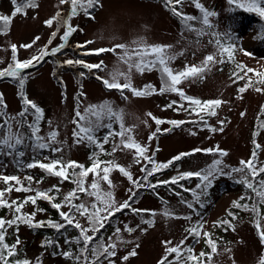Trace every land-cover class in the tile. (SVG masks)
<instances>
[{"label":"rangeland","instance_id":"rangeland-1","mask_svg":"<svg viewBox=\"0 0 264 264\" xmlns=\"http://www.w3.org/2000/svg\"><path fill=\"white\" fill-rule=\"evenodd\" d=\"M198 2L203 6L204 12L215 13L209 18L213 24V29L210 31L220 33L223 40L227 39L225 33L231 34V41L236 46V61L258 70L264 69V40L259 42V39H256L258 28L264 22L254 25L253 22L246 23L239 20L234 12L236 5L229 4L228 0H198ZM23 3L24 0H17V4ZM34 3L35 7L26 8L23 13L17 14L11 19L5 32L0 33V70L6 69L13 63L12 45L16 46V58L25 61L38 56L41 49L46 48L50 52L52 48L65 43L61 40L65 30L62 20L67 19L70 13V3H61V0H34ZM98 3L100 7L96 10ZM98 3L96 7L88 9L87 15L83 10H78V14L71 18L69 23L76 31L59 53L55 56H46L38 62L34 61V66L29 69L40 66L33 70H24L22 73L27 77L24 95L44 112L39 135L45 137L47 141L50 131L58 132L56 141L47 149H35L32 147L33 141L25 138L23 146L18 147L19 151L25 153L22 156L25 164L26 161L39 157L40 159L37 160L42 163L59 159L65 163L74 161L91 167L94 159H98L104 162L113 161L119 166L113 167L109 173L111 184L99 179V176L93 173H89L85 179L86 188L94 179H99L100 192H111L113 200L117 203L128 200L129 189H132L138 195L130 201L132 207L147 210L137 214L126 209L121 213L117 224L107 226L104 241L107 243L111 238L112 242L117 243V255L112 258L115 264H159L166 254L164 242L171 241L172 245H176L182 240L184 241L182 250L191 247L192 254L198 258L199 264H261L264 260V243H261L256 228V216L250 210L253 200L258 198H255L249 189H244L239 184H231L236 182L235 178L239 180L242 174L233 173L232 177L221 176L214 180L207 194L201 196L204 206L194 204L196 212L189 209L186 203H182V201H193L192 192L184 189H195L199 182L196 177L181 180L175 185L160 184L155 189L149 184L156 185L160 181H170L184 172L201 171L211 165L214 159H222L227 172L232 168L240 167L241 160L248 161L254 150L257 153L256 164L258 167L262 166L264 127L257 125L259 133L256 139L254 134L257 130L256 121L264 104V85L252 80L249 83L246 79L237 81L227 58L224 63H210L202 75L183 80L178 87L182 88L185 95L196 99H220L224 102L217 109L216 116H205L208 126L199 122V118L191 113L188 101L181 100L176 93H160L163 84L158 68L145 70L142 73L133 68L130 73L133 88L143 90L145 85H151L155 91L150 95L136 97L131 91L125 90L124 95L127 98L124 99L120 92L107 89L103 84L104 79H111L112 72H129L128 65L118 59L122 50L117 49L116 53L107 52L99 55L92 54V50L111 49L118 44H125L130 49H134L138 46L134 42L148 46H171L169 53L174 54L176 58L169 66L175 72H179L184 70L185 65H201L207 55L217 52V48L212 35L197 37L194 31L181 28L177 18L166 8L165 0H98ZM14 7L12 0H0V16H11ZM177 10H181L185 15L196 16L198 20L204 15V12L195 7L193 0H184L182 5L177 6ZM57 13H60V19L54 20L52 26H48L46 21L56 17ZM191 23L194 28L205 27L198 21ZM3 27L0 22V28ZM54 32L55 36L52 35ZM210 40L213 43H209ZM67 60H83L87 64L102 62V69L90 71L79 64H66ZM119 82L123 84L125 81L121 78ZM246 85L248 86L245 91L241 93L239 89ZM256 88H260L261 91H256ZM20 91L17 79L0 78V96L6 106L0 109L6 114L0 117V124L9 117L20 119L18 114L24 108ZM172 101L177 103L168 107ZM104 102L110 103L114 110L123 112L124 125L132 129L131 135L134 141L146 146L149 156H153L154 153L153 159L157 163H166L181 153L192 154L174 161L169 169L156 172L148 177L147 181H143L142 187L136 188L119 171V168L123 167L130 172L133 180L141 181L145 175L141 168L146 166L150 169L152 165L143 159L137 163L134 149L117 147L113 151L114 145H119V136L110 138L109 143L104 145L103 152L87 141L77 143L74 138L73 130L76 125L73 120L77 107L83 113L87 106ZM181 104L184 108L177 110ZM241 113L244 115L242 116ZM153 117L165 122L157 125ZM33 119L31 114L27 116L28 122H32ZM173 120L184 123L178 126L168 123ZM219 121H224L223 131H210L209 127L217 129L221 127ZM12 123L13 130H17L15 121ZM113 129L119 131V124L114 123ZM19 130L25 132L27 137L26 128ZM4 132L6 126L0 128V135ZM106 132L107 129H101L97 136L102 137ZM193 132L195 135L191 134ZM153 133L155 136L149 140ZM257 144L260 145L259 149L256 148ZM217 147L227 155L221 157L219 152H193L194 149ZM52 148H59L60 151H53ZM22 157L15 153L11 155L0 153V176H17L25 186H28L29 181L26 177L30 176L31 172L26 170L24 164L21 165ZM103 166L102 164L101 168ZM32 174L33 189L48 190L53 185L60 189L59 193L53 192L57 203H62L64 196L76 187L69 180L61 181V178L49 175L40 168L33 169ZM102 174L101 172L100 176ZM10 183L15 185V182ZM7 186L0 180V190H4ZM34 194V192L13 190L5 194V199L11 202ZM78 195L79 199L74 203L83 202L90 206L96 202L95 196L90 197L86 193ZM250 195L253 197L252 200L247 198ZM242 196L245 197L244 200H240ZM42 201L48 203L46 200ZM237 201L248 204L249 209L234 207L233 202ZM35 206L28 204L23 209L24 213L34 212ZM166 210L171 215H165ZM61 211H68V208L62 207ZM259 211L261 217H264V204L259 205ZM11 213L9 211L8 215ZM46 216V212H36L35 219ZM189 216L191 220L185 219ZM76 219L83 226H88L86 217H81L77 213ZM147 221H151V224ZM223 221H228L229 224L225 225ZM197 222L203 225L199 240L186 232V229ZM125 225L134 228L135 231H126ZM261 225L264 227V219L261 220ZM117 228L120 229L119 239L115 234ZM75 230L77 231L75 235L78 236L79 230ZM204 232H208L215 242V253H212L207 238L203 235ZM14 236L15 242L17 239L20 241L17 249L31 264H76V261L65 257L62 253L71 251L73 255L78 254L77 244L76 250H71L63 238L51 243L44 242L41 236L31 232L27 224L21 225ZM133 249L136 255L129 256V259L124 261L122 258ZM202 252L205 255L201 258ZM186 255L187 253L182 251L180 264H185L183 257ZM169 259H175V254L169 256ZM186 264L193 262L187 261Z\"/></svg>","mask_w":264,"mask_h":264},{"label":"snow or ice","instance_id":"snow-or-ice-1","mask_svg":"<svg viewBox=\"0 0 264 264\" xmlns=\"http://www.w3.org/2000/svg\"><path fill=\"white\" fill-rule=\"evenodd\" d=\"M229 4H235L237 8L244 9L246 12H254L258 14L260 17H264V6L258 2V0H228ZM14 7V11L11 16L3 15L0 16V22L3 24V28H0V33H4L7 26L10 24L11 19L14 18L17 14L23 13L26 8L35 7L34 0H24L23 4H17V0H12ZM61 3H70L71 9L67 19L62 20V26L64 27V33L61 36V40L65 43L60 44L58 47L52 48L49 52L46 48L41 49L38 56L32 57L30 60L19 61L16 58V46L12 45V61L6 69L0 70V78L4 77H12L19 81L20 95L23 100L24 108L18 114L20 119L16 117H9L4 120L3 124H0V128H5L6 132L0 135V153L11 155L15 153L16 155L22 157L24 156L23 151H19L18 147L23 146L25 138L33 141L32 147L35 149H47L52 147V143L56 141L58 136V132L53 130L48 133L47 141L46 138L39 135L40 133V121L43 119V110L38 107L33 101L29 100L24 95V85L27 77H25L22 73L24 70L29 69L34 66V61H41L46 56L52 55L55 56L57 53L63 49L69 37L76 31V29L69 23L71 18L78 14V10H83L84 13L88 14V9L93 8L98 0H61ZM184 0H165L166 6L170 11L173 12L175 16L180 18L181 24L188 31H194L197 37L202 35H212L214 37V43L217 48V52L214 54L207 55L202 61L201 65H185L184 70L175 72L170 66V62L174 60L176 57L174 54L169 53V48L171 46H161V45H153L148 46L144 44L137 43L138 46L134 49H130L125 44L115 45L113 48H99L92 50V54L99 55L101 53H116L117 49L122 50V54L118 56V59L128 65L129 72H119L115 71L110 74L111 79H104L103 84L107 89L116 90L120 92L122 98L126 99L127 97L124 95L125 90L131 91V93L136 97L150 95L155 91L151 85H145L143 90H138L133 88L130 73L133 68L138 72H143L145 70H151L153 68H158L161 72L162 84L163 86L160 88V93L164 92H172L176 93L181 100L188 101V107L191 109V113H194L198 118L199 122H202L205 126L207 125V121L205 116L212 117L217 115L216 109L224 103L220 99H213L207 101H201L200 99L193 98L191 96L185 95L182 88L178 87L183 80H186L190 77H197L202 75L204 71L208 68L210 63H224L225 58L228 60H233V52L235 49V45L231 43V34L225 33L224 36L227 38L228 43H222L221 34L218 32L210 31L213 29V24L210 22V17L214 16L213 12H204L203 6L198 2V0H193L195 3V7L204 12L203 18L198 20L196 16L185 15L181 10H177L178 5H182ZM60 19V13L56 14V17L49 19L46 21L48 26H52L53 21ZM198 21L205 27L194 28L191 22ZM207 29V30H206ZM53 36L56 35L54 32ZM51 43V41H49ZM91 43V42H89ZM209 43H213L212 40ZM23 47H30V45H23ZM79 47V46H78ZM219 56V59H217ZM66 64H79L88 70H101L102 62L97 64H87L84 63L83 60H67ZM238 71L233 73V76L236 79H245L247 77V73L252 72V69H245L243 65H237ZM243 73V75H241ZM83 75V73H81ZM123 78L125 81L123 84L119 82V80ZM249 83L251 80L249 79ZM259 83L264 84V73L259 74ZM248 85L239 89L241 93H243ZM256 91H261L260 88H256ZM177 101H172L168 107H172L173 104H176ZM6 107L3 104V98L0 96V109ZM184 105L181 104L177 110L183 109ZM261 112L264 113V108L261 109ZM31 114L34 119L32 122H28L27 116ZM6 114L3 111H0V117L5 116ZM149 115H151L149 113ZM243 116L244 113H241ZM153 119H155L153 117ZM15 121L17 130H13V123ZM107 121V122H105ZM165 121L155 119V123L160 125ZM196 123L197 121H192ZM50 123V122H49ZM73 123L76 125V128L73 130L74 138L77 143L87 141L91 145H95L101 152L104 151V145L109 143L110 138H114L116 136L120 137L119 145H114L113 151L116 150L117 147H122L124 149H134L136 154V162L139 163L141 159L148 161L152 167L149 169L146 166L141 168V171L145 173L144 177L141 181L133 180L130 172L126 171L123 167L119 168V171L128 178L130 182L134 184L136 188H140L143 186V181H147L148 177L153 176L156 172L161 171L163 169H167L170 165H173L174 161H179L183 156L191 155L192 153H181L169 160L166 163H157L153 156H149L148 148L146 146H142L141 144L134 141L131 132V128H126L124 125V114L122 111L114 110L110 103L104 102L99 105H89L84 109V112L81 113L79 108L75 112V118ZM119 124V131H115L113 129V124ZM172 125L178 126L179 124L184 123V121H168ZM221 127L219 129L209 127V130L212 132L223 131L224 121H219ZM261 127H264V122L261 123ZM26 128L27 129V137L26 133L20 131L19 129ZM101 129H107V132L102 136H97V133L100 132ZM159 131V128H157ZM195 135V133H191ZM255 135V134H254ZM155 136V133L149 137V140ZM256 148L259 149L260 145H256ZM53 151H60L59 148H52ZM204 151L206 153H215L219 152L220 156H226L227 153L220 150L218 147L216 149L208 148V149H194L193 152ZM96 154L94 153V156ZM257 153L254 150L252 153V157L248 161H240V167L232 168L230 171H225V166L222 164V159H214L212 164L209 165L206 169H202L197 172H184L180 175L173 177L170 181H160L156 185L149 184L153 189L159 187L160 184L175 185L181 180L189 179L191 177H196L198 179V183L196 184L195 189H187L185 191H191L193 195V201H182V203H186L189 209H192L193 212H196L194 208V204H199L203 207V202L201 201V196L206 195L208 190L213 186V181L218 179L221 176L232 177L233 173H240L241 178L236 181L237 183L243 184L246 189L251 190V193L254 194L255 199L253 200L251 211L256 216V228L258 230V234L261 240V243H264V227L261 225V220L264 217H261L259 211V205L264 204V178H258L261 174H264V166H257L256 164ZM104 165L101 168V165ZM27 168H35L39 167L40 169L47 172L49 175H53L61 178V181L71 180L76 187L72 189L67 195L64 196L62 203L54 202L56 200V196L50 193H59L60 189L53 185L52 188L48 190H39L33 189L31 187V182L33 180L32 176H27L26 179L29 181L28 186H25L19 177L3 175L0 176V180H2L6 185H8L4 190H0V208H8L13 211V218L10 220H5L0 218V264H31V262L27 259L24 260H12L16 256L17 245L20 241H17L14 244L5 243V233L6 226L12 227L17 226L19 223L27 224L29 227L40 228L47 224L48 227L54 228L57 231L61 229H65L67 226H72L73 228L79 230V235L75 239V243L77 245H82L79 247L78 254L73 255L71 251L63 252L67 258H71L76 261V264H115V261L112 259L117 255V243L112 242L111 238H109V242H105L101 237L100 239H96V234L100 232L101 229L105 227V224L109 222L110 218L113 217L116 213H122L124 210H131L137 214L141 211L132 207L130 201L134 200L136 196V192L132 189H129L130 196L129 199L124 201L123 203H117L113 200L112 193H101L100 192V183L99 179L108 182L111 184L109 180V173L112 171L113 167H119L115 165L113 161H100L98 159H94L91 167L85 168L84 165L78 164L74 161H69L67 163L63 162L59 159H53L49 163H42L39 160H34L31 163H27ZM76 169H79L77 172ZM69 170H72L69 172ZM103 173L100 176V173ZM89 173H93L99 176V179H94L88 188L85 187V178ZM10 182H15V185H12ZM40 183V181H37ZM183 187V185H181ZM197 189L199 191H197ZM15 190L16 192H34L35 195H29L25 197L22 202H17L15 200L9 203L8 200L5 199V194L10 193ZM79 193H86L88 196H95L96 202H93L90 206H87L85 203H74L75 200L79 199ZM252 200L253 197L250 195L247 197ZM245 197H241L240 200H244ZM37 200H46L51 204V207L56 209L59 212V216L62 222H54V221H35L36 212H32L30 214L22 213V209L25 204L31 203L32 205L37 204ZM101 205V206H98ZM67 207L68 211H61L62 207ZM233 206L236 208H244L246 210L249 209L248 204H241L240 202H233ZM37 211H44V209L37 208ZM79 214L81 217H86L88 226H83L79 220L76 219V214ZM165 215H171L167 210L164 213ZM197 215L199 213L197 212ZM229 215H232L229 213ZM185 219L191 220V217H185ZM147 223L151 224V221H147ZM225 225H228V221L222 222ZM203 225L200 222L192 225L190 228L186 229V232L189 236L199 240L201 236V229ZM125 230L128 232L135 231L134 228H129L125 225ZM120 229L117 228L115 234L117 235V239H119ZM89 233H92L89 235ZM204 237L207 238V243L211 247L212 253L216 252V244L210 238V234L208 232L203 233ZM95 241V243H93ZM51 243V242H49ZM184 241L182 240L179 244L172 245L171 241H165V255L159 261V264H180L182 259V251L186 252L187 255L183 257L185 264L187 261L193 262V264H199L198 258L192 254V248L187 247L182 250V245ZM90 254V255H89ZM175 254V259L170 260L169 256ZM136 251L133 249L128 255H125L122 259L127 261L129 256H135ZM205 253H200V257H204ZM211 257L209 256V260ZM261 264H264V260L261 261Z\"/></svg>","mask_w":264,"mask_h":264},{"label":"trees","instance_id":"trees-1","mask_svg":"<svg viewBox=\"0 0 264 264\" xmlns=\"http://www.w3.org/2000/svg\"><path fill=\"white\" fill-rule=\"evenodd\" d=\"M258 2L261 4V6H262V4L264 3V0H258ZM165 6H166V4H165ZM236 7V6H235ZM166 8L169 10V8L166 6ZM171 12V14L175 17V18H177V20H178V22L180 23V25H181V27L182 28H184L183 27V25L181 24V21H180V18H178L177 16H175L174 14H173V12L172 11H170ZM234 12L238 15V17L240 18L239 20H243V21H245L246 23H248V22H253L254 23V25H260V23L263 21L264 22V17H260L258 14H256V13H254V12H246L244 9H241V8H234ZM257 18H260L258 21L257 20H255V19H257ZM256 39H259V42H261L262 40H264V23H262V25L258 28V34L256 35ZM222 43H228V41H227V39H224V40H222ZM231 43H233V41H231ZM234 44V43H233ZM228 61V63L230 64L229 66L231 67V70H233V73L235 72V71H238V69H237V65H243L244 67H245V69H248V68H250V69H252V72H249V73H247V77L245 78L246 80H252V81H259V74H261V73H264V69H260V70H258V69H255V68H253V67H251V66H246V65H244V63H242V62H239V61H236V46H235V49H234V52H233V60H227ZM241 75H243V73H241ZM241 80H243V79H237V81H241ZM264 85V84H263ZM199 99V98H198ZM200 100L201 101H207V100H210V99H201L200 98ZM211 100H213V99H211ZM264 103V102H263ZM262 108H264V104L262 105ZM261 108V109H262ZM218 109V108H217ZM217 109H216V111H217ZM43 116H44V112H43ZM43 120V119H42ZM41 120V121H42ZM40 121V122H41ZM262 122H264V113H262L261 112V110H260V113H259V117H258V120L256 121V125H255V128H257V130H256V132H255V139L257 138V136H258V133H259V130H258V127H257V125L259 126V125H261V123ZM37 159H39V157H37V158H33V159H31V160H29L27 163H31V162H33L34 160H37ZM21 164H23L22 162H21ZM27 165V164H26ZM82 165H84V167L85 168H88L89 166L88 165H86V164H82ZM263 166H264V164H263ZM28 170H29V172H31V173H29V175L30 176H34L33 174H32V172H33V169L31 168V169H29V168H27ZM35 169H39V168H35ZM72 170H70V172H71ZM76 171L78 172L79 171V169H76ZM36 174V173H35ZM263 175V176H262ZM262 176V177H261ZM261 176L260 177H258V178H264V174H261ZM70 182H72L71 180H69ZM235 181H238L237 179H235ZM73 183V182H72ZM74 184V183H73ZM222 184H224V185H226L225 183H222ZM232 185H237V184H239L240 186H242L244 189H246V187L243 185V184H241V183H237V182H233V183H231ZM75 185V184H74ZM76 186V185H75ZM145 189V188H144ZM143 189V190H144ZM250 192H251V190H250ZM80 194V193H79ZM35 195V194H34ZM52 195H53V193H52ZM138 195L136 194V196H135V198L137 197ZM25 198H22V199H17L16 201L17 202H22L23 200H24ZM54 202H56L57 203V201L55 200ZM10 203V202H9ZM49 203V202H48ZM45 203V202H43L42 200H37V204H36V206L35 207H33L35 210H34V212H41V211H37V208H41V209H44V211H42V212H46L47 213V216L46 217H43V218H38V219H35V221H44V222H47V221H49V220H51V221H54V222H62L61 221V219H60V216H59V212L56 210V209H54V208H52L51 207V204L49 203ZM28 204H30V203H28ZM28 204H25L24 205V207H23V209L28 205ZM23 209H22V213H24V211H23ZM9 211H11L10 209H8V208H0V218H3V219H5V220H10V219H12L13 218V215H14V213H13V211H11L12 213H11V215H8V212ZM124 212V211H123ZM120 215H121V213H116L113 217H111L110 218V220H109V222H107L106 223V225H105V227L103 228V229H101L100 230V232L98 233V234H96V239L98 240V239H100L101 237L104 239L105 237H106V233H105V230H106V228H107V226H109V225H111V224H117V221H118V219L120 218ZM24 223H19V225H18V229H19V227L21 226V225H23ZM30 230H31V232H33L35 235H39V236H41L42 238H43V241L44 242H51V241H55V240H57V239H60V238H63V239H65L67 242H68V246L71 248V249H74V245L73 244H71L69 241H68V239H70L71 237H72V235L71 236H69V235H67V232H69L70 234H75V230L73 229V227L72 226H67L65 229H61L60 231H57L56 229H54V228H51V227H48L47 226V224H45V226H43V227H40V228H33V227H30ZM15 231H17V226H12V227H7L6 226V233H5V243H7V244H9V245H11V244H14L15 243V236H14V234H15ZM93 243H95V241H93ZM82 246V245H81ZM16 256L15 257H13V258H10V259H12V260H16V259H19V260H24V259H26L24 256H23V254L21 253V251L20 250H18V249H16ZM90 255V254H89Z\"/></svg>","mask_w":264,"mask_h":264}]
</instances>
